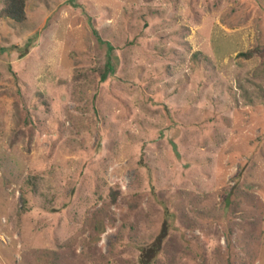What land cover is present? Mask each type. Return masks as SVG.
<instances>
[{"label": "rangeland", "instance_id": "obj_1", "mask_svg": "<svg viewBox=\"0 0 264 264\" xmlns=\"http://www.w3.org/2000/svg\"><path fill=\"white\" fill-rule=\"evenodd\" d=\"M24 11L0 17V264H264V0Z\"/></svg>", "mask_w": 264, "mask_h": 264}, {"label": "trees", "instance_id": "obj_2", "mask_svg": "<svg viewBox=\"0 0 264 264\" xmlns=\"http://www.w3.org/2000/svg\"><path fill=\"white\" fill-rule=\"evenodd\" d=\"M25 0H5L4 6L0 10V17L9 19L15 23H21L25 19V11H24ZM251 53L248 52H239L241 56H249ZM163 235H159L157 237V245L154 247L153 255L157 254L159 251V244L162 240ZM154 258L153 256L151 257ZM151 259V260H152Z\"/></svg>", "mask_w": 264, "mask_h": 264}]
</instances>
